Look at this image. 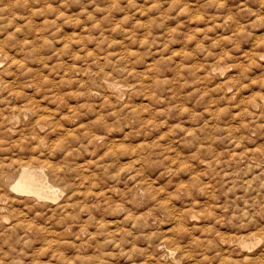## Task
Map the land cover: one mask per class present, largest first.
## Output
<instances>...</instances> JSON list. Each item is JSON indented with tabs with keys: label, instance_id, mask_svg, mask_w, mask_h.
<instances>
[{
	"label": "rangeland",
	"instance_id": "obj_1",
	"mask_svg": "<svg viewBox=\"0 0 264 264\" xmlns=\"http://www.w3.org/2000/svg\"><path fill=\"white\" fill-rule=\"evenodd\" d=\"M0 44V264H264V0H0Z\"/></svg>",
	"mask_w": 264,
	"mask_h": 264
},
{
	"label": "bare ground",
	"instance_id": "obj_2",
	"mask_svg": "<svg viewBox=\"0 0 264 264\" xmlns=\"http://www.w3.org/2000/svg\"><path fill=\"white\" fill-rule=\"evenodd\" d=\"M11 45V44H10ZM14 45H17V44H14ZM20 45V44H19ZM0 46H1V44H0ZM16 48V47H15ZM20 48V47H19ZM19 48H18V50H19ZM16 50V49H15ZM17 52V51H16ZM17 54H18V52H17ZM20 54V53H19ZM18 54V55H19ZM10 55V54H9ZM8 55V56H9ZM16 55V54H15ZM8 56H6V57H8ZM12 56V55H11ZM15 57V56H14ZM105 57V56H104ZM104 57L102 56V58L104 59ZM99 58V57H98ZM8 59H11V58H8ZM95 59V58H94ZM15 60V59H14ZM19 60V59H18ZM107 60H108V58H107ZM106 60V61H107ZM110 60V59H109ZM15 62V61H14ZM102 62H104V61H102ZM12 63H13V61H12ZM106 63V62H105ZM7 64H10L9 62L7 63ZM6 64V65H7ZM17 64V63H16ZM16 64H14V66L16 65ZM99 64V63H98ZM98 64L96 65V67L98 66ZM101 64V63H100ZM13 65V64H12ZM20 65V64H19ZM9 65H7V67H8ZM100 68H101V65H100ZM99 68V69H100ZM103 68V67H102ZM2 69V68H1ZM96 70H98V68L96 69ZM103 70H105V68L103 69ZM103 70H101V71H103ZM2 71H3V69H2ZM10 71H12L11 69H10ZM10 71H8V76H9V72ZM15 71V70H14ZM17 71H18V66H17ZM6 72V71H5ZM19 72V71H18ZM97 72V71H96ZM106 72V71H105ZM2 73H4V72H2ZM113 73V72H112ZM10 74H12V72L10 73ZM18 74V73H17ZM2 75V74H1ZM14 75H16V73L14 74ZM17 76V75H16ZM115 76V75H114ZM12 77H13V75H12ZM5 78V77H4ZM4 78H2V79H4ZM7 78V77H6ZM10 78H11V75H10ZM9 78V79H10ZM5 81H6V79H4ZM12 80V79H11ZM20 80V79H19ZM108 80H109V78H108ZM5 81H3V82H5ZM9 81V80H8ZM29 81H31V80H29ZM104 82V81H103ZM113 82V81H112ZM0 83H2L1 82V80H0ZM12 83V82H11ZM34 83H36V82H34ZM33 83V84H34ZM13 84V83H12ZM24 84V83H23ZM25 84H26V82H25ZM31 84H32V82H31ZM32 84V85H33ZM0 85H3V83L2 84H0ZM18 85V84H17ZM29 85V84H28ZM16 86V85H15ZM101 86H102V83H101ZM7 87V86H6ZM14 87V86H13ZM105 87V86H104ZM9 88H11V87H9ZM2 89H3V87H2ZM12 89V88H11ZM10 89V91L9 92H11L12 90ZM17 89V88H16ZM36 89V88H35ZM106 89V88H105ZM7 90V89H6ZM9 90V89H8ZM24 90H26V89H24ZM37 90V89H36ZM5 91V90H4ZM14 92V91H13ZM13 92H12V94H13ZM33 92H35V91H33ZM37 92V91H36ZM52 91H50V93H51ZM109 92V91H108ZM23 93H24V96H23V98L27 95L26 94V91L24 92L23 91ZM16 94V93H15ZM26 94V95H25ZM33 94V93H32ZM41 94V93H40ZM112 95H113V93H111ZM14 95V94H13ZM29 95V94H28ZM34 95H36V94H34ZM55 95V94H54ZM107 95V94H106ZM3 96V95H2ZM5 96V95H4ZM31 96V95H30ZM37 96V95H36ZM109 96V95H108ZM116 96V95H115ZM20 97V96H19ZM34 97V96H33ZM5 98V97H4ZM27 98H31V97H27ZM37 98H39V97H37ZM24 99H26V98H24ZM5 100V99H4ZM13 100V99H12ZM27 101H29L28 99H26ZM32 100H33V98H32ZM63 100V99H62ZM5 101H8L7 99L5 100ZM10 101V100H9ZM15 101V100H14ZM13 101V102H14ZM25 101V100H24ZM12 102V103H13ZM32 102V101H31ZM6 103V102H5ZM11 103V104H12ZM20 103V102H19ZM23 103V102H22ZM28 102H26V104H27ZM14 105H15V103H13ZM35 104V103H34ZM65 104H67V102L65 103ZM256 104V103H255ZM20 105V104H19ZM38 105V104H37ZM68 105H69V103H68ZM68 105H67V108H68ZM76 105V104H75ZM252 105V104H251ZM10 106V105H9ZM13 106V105H12ZM16 106V105H15ZM41 106V105H40ZM66 106V105H65ZM76 106H78V105H76ZM3 107H5V106H3ZM17 107V106H16ZM21 107V106H20ZM25 107H27V106H25ZM31 107V106H30ZM29 107V108H30ZM46 108H48L47 106H45ZM80 107V106H79ZM85 107V106H84ZM102 107V106H101ZM1 108V107H0ZM10 108H11V106H10ZM15 108V107H14ZM22 108H24V107H22ZM31 108H33V107H31ZM52 108V107H51ZM19 110H20V108H18ZM28 109V108H27ZM27 109H25L24 108V110H27ZM49 109V108H48ZM60 109V108H59ZM62 109V108H61ZM78 109V108H77ZM3 111H4V109H2ZM9 110V109H8ZM30 110V109H29ZM33 110H34V108H33ZM86 110H88V109H86ZM115 110V109H114ZM10 111H12L13 112V110H11L10 109ZM36 111V110H35ZM37 111H39V109L37 108ZM43 111V110H42ZM51 111V110H50ZM62 111V110H61ZM61 111H59V112H61ZM69 111V110H68ZM73 111V110H72ZM72 111H71V113H72ZM75 111V110H74ZM77 111V110H76ZM80 110H78V112H79ZM82 111H84V109H82ZM5 112V111H4ZM3 112V113H4ZM44 112V111H43ZM42 112V113H43ZM55 112V111H54ZM56 112H57V110H56ZM70 112V111H69ZM77 112V113H78ZM6 113V112H5ZM4 113V114H5ZM8 113V112H7ZM6 113V114H7ZM18 113V112H17ZM16 113V114H17ZM35 113V112H34ZM37 113V112H36ZM48 112H46V114H47ZM58 113V112H57ZM68 113V112H67ZM76 113V114H77ZM82 113V112H81ZM3 114V115H4ZM5 114V115H6ZM11 114V113H10ZM9 114V115H10ZM38 114V113H37ZM44 114V113H43ZM54 114V113H53ZM52 114V115H53ZM59 114H61V113H59ZM58 114V115H59ZM70 113H68L67 115H69ZM96 114H99V113H96ZM8 115V114H7ZM32 115H33V113H32ZM36 115V114H35ZM41 115V114H40ZM49 115V114H48ZM51 115V116H52ZM45 116V115H44ZM70 116V115H69ZM101 116V115H100ZM2 116H0V118H1ZM36 117H38V116H36ZM57 118H58V116H56ZM71 117V116H70ZM78 117V116H77ZM76 116H75V118H77ZM102 117H104V116H102ZM102 117L100 118V119H102ZM106 117V116H105ZM6 118H8V117H6ZM39 118V117H38ZM43 118V117H42ZM66 118H67V116H66ZM79 118H80V116H79ZM83 118V117H82ZM44 119V118H43ZM51 119V118H50ZM54 119V118H53ZM99 119V118H98ZM97 119V120H98ZM105 119H107V118H105ZM114 119V118H113ZM4 120V119H3ZM6 120H8V119H6ZM60 120H62V118H60ZM96 120V119H95ZM103 120H104V118H103ZM103 120H101V121H103ZM108 120V119H107ZM107 120L105 121V122H107ZM110 120V119H109ZM0 121H2L1 119H0ZM38 121H40V123H41V120H38ZM38 121H36L37 122V124H39V125H41L40 123H38ZM44 121V120H43ZM49 122H50V120H48ZM53 121V120H52ZM58 121V120H57ZM56 121V122H57ZM62 121H65V120H62ZM69 122H72V120L70 121V120H68ZM80 121H81V119H80ZM92 121H94V120H92ZM91 121V122H92ZM4 122V121H3ZM91 122H88V123H90V124H88V126L89 125H91ZM97 122V121H96ZM35 123V122H34ZM53 123V122H52ZM92 123H94V122H92ZM97 123H100V121L98 120V122ZM104 123V122H103ZM5 124V123H4ZM8 124V123H7ZM36 124V123H35ZM36 124V125H37ZM50 124V123H49ZM69 124H71V123H69ZM68 124V125H69ZM10 125V124H9ZM8 125V126H9ZM34 125V124H33ZM36 125H35V127H36ZM42 125H44V124H42ZM45 125H46V123H45ZM62 125V124H61ZM103 125V124H102ZM101 125V126H102ZM7 126V127H8ZM50 126H51V124H50ZM50 126H49V128H50ZM54 126V125H53ZM53 126H51V127H53ZM71 126V125H70ZM86 126V125H85ZM88 126H86V127H88ZM101 126H100V128H101ZM104 126H106L107 127V129H108V127H109V125L107 126V125H104ZM6 127V126H5ZM5 127H3V128H5ZM10 127V126H9ZM45 127V126H44ZM83 127V126H82ZM86 127H84V128H86ZM92 127V126H91ZM91 127H90V129H91ZM0 128H2V127H0ZM2 128V129H3ZM34 128V127H33ZM99 128V127H98ZM104 128V127H103ZM8 129V128H7ZM20 129V128H19ZM18 129V130H19ZM95 129V128H94ZM97 129V128H96ZM102 129V128H101ZM6 130V128L4 129V131ZM11 130H12V128H11ZM17 130V132H19ZM32 130H34V129H32ZM50 130V129H49ZM54 130V129H53ZM58 130H59V127H58ZM97 130H99V129H97ZM103 130H106V129H103ZM36 131V130H35ZM55 131V130H54ZM67 131H68V129H67ZM86 131H88V130H86ZM92 131V130H91ZM90 131V132H91ZM3 132V131H2ZM21 132V131H20ZM52 133H53V131H51ZM93 132V131H92ZM5 133H7V135H8V132L7 131H5ZM38 134L37 132H34V134ZM44 133H46V132H44ZM55 133V132H54ZM53 133V134H54ZM89 133V132H88ZM39 134H41V133H39ZM46 134H49L48 132L46 133ZM58 134H60L59 132H58ZM70 134V133H69ZM85 134H87L86 132H85ZM3 135V137H4V134H2ZM7 135L5 136V137H7ZM20 135V134H19ZM43 135H45V134H43ZM55 135V134H54ZM53 135V136H54ZM73 135V134H72ZM91 134L89 133V136H90ZM16 136H18V135H16ZM23 136V135H22ZM30 136V135H29ZM38 136V135H37ZM40 136H42V135H40ZM46 136V135H45ZM69 136V135H68ZM2 137V138H3ZM49 137V136H48ZM50 137H51V135H50ZM71 137V136H70ZM14 138H16V137H14ZM24 138V137H23ZM40 138H42V137H40ZM46 138V137H45ZM25 139H27V138H25ZM29 139H30V137H29ZM28 139V140H29ZM44 139V138H43ZM6 140V139H5ZM15 140V139H14ZM41 140V139H40ZM26 141V140H25ZM31 141V140H30ZM37 141H39V140H37ZM49 141H51V140H49ZM54 141V140H53ZM2 143H3V140H2ZM5 143V142H4ZM7 143H9V141L7 142ZM10 143H12V142H10ZM27 143L29 144L30 142H28L27 141ZM13 144H17V143H13ZM30 144H32V142L30 143ZM29 144V145H30ZM3 145V144H2ZM9 145V144H8ZM11 145V144H10ZM33 145V144H32ZM35 145V144H34ZM52 145V144H51ZM13 145H11V146H8V147H12ZM22 146V145H21ZM28 146V145H27ZM31 146V145H30ZM6 146H4V148H5ZM17 147V146H16ZM50 147V146H49ZM3 148V147H2ZM48 148V147H47ZM9 149V148H8ZM13 149V148H12ZM50 149V148H49ZM7 150V149H6ZM10 150V149H9ZM15 151V150H14ZM14 151H12V152H14ZM41 152V151H40ZM9 153V155H10V152H8ZM0 154H2V153H0ZM4 154V153H3ZM2 154V155H3ZM5 155V154H4ZM8 155V154H7ZM16 155V154H15ZM14 155V156H15ZM20 155V154H19ZM1 156V155H0ZM17 156H18V153H17ZM42 156V155H41ZM9 157V156H8ZM20 158V157H19ZM173 158V157H172ZM172 158H171V160H172ZM3 159L5 160V158L3 157ZM9 159H11V158H9ZM255 159V158H254ZM238 160V159H237ZM259 160H261V158H259ZM6 161V160H5ZM9 161V160H8ZM7 161V162H8ZM14 161V160H13ZM17 161V160H16ZM25 161V160H24ZM133 161V160H132ZM7 162H5V163H7ZM10 162V161H9ZM46 162V160L44 161V163ZM47 162H48V160H47ZM20 163V162H19ZM49 163V162H48ZM130 163V162H129ZM251 163V162H250ZM18 164V163H17ZM40 164V163H39ZM38 164V166H40ZM47 164V163H46ZM133 164V163H132ZM253 164V163H252ZM251 164V166H253ZM20 165V164H19ZM23 165H25V164H23L22 163V167H21V170H20V173H19V175L17 176V178L16 179H14L10 184H9V188H10V190H12V191H16V192H18V193H20V194H30V195H33V196H35V197H37V198H50V199H56V196H57V193L60 191L57 187H54L53 185H51L50 183H49V181L47 180V178L45 177V175H43V173H42V170H37V169H32V167H27V166H23ZM256 165V164H255ZM260 165V164H259ZM29 166V165H28ZM31 166V165H30ZM33 166V165H32ZM41 166H45L44 164L43 165H41ZM40 166V167H41ZM56 166V165H55ZM257 166V165H256ZM37 166H34L33 168H36ZM47 166H45V168H46ZM54 167V166H53ZM17 168V167H16ZM19 168V167H18ZM44 168V167H43ZM50 168V167H49ZM4 169V168H3ZM2 169V170H3ZM47 169V168H46ZM50 169H52V167L50 168ZM50 169H48V170H50ZM57 169V168H56ZM55 169V170H56ZM60 169V168H59ZM5 170V169H4ZM16 170V169H15ZM52 170H54V169H52ZM52 170H51V172H52ZM7 172V171H6ZM51 172L49 171V173L51 174ZM55 172V171H54ZM53 172V173H54ZM59 172V171H58ZM57 172V173H58ZM3 173V172H2ZM1 173V175H4V173L2 174ZM56 173V172H55ZM56 173V174H57ZM10 174H12V173H10ZM60 174V173H59ZM59 174L58 175H56V176H59ZM0 175V176H1ZM54 174H52L51 176H53ZM9 176V175H8ZM10 176H12V175H10ZM54 177H55V175H54ZM8 181H9V179H8ZM3 183V182H2ZM1 184V183H0ZM4 184V183H3ZM8 185V184H7ZM7 185H6V187H7ZM3 185H1V187H2ZM1 189V188H0ZM4 189H5V185H4ZM7 189V188H6ZM5 189V190H6ZM1 191V190H0ZM4 191V190H3ZM2 192V191H1ZM6 194H7V192H5ZM10 193V192H9ZM5 194V195H6ZM11 194H13V193H11ZM4 196V195H3ZM2 195H1V197H3ZM7 197H8V195L5 197L6 199H7ZM10 197H11V195H10ZM13 197H15V194H14V196ZM12 197V201H13V199H15V198H13ZM4 198V197H3ZM31 198V197H30ZM9 199V198H8ZM19 199V198H18ZM21 199V198H20ZM11 200V199H10ZM9 200V201H10ZM17 200V199H16ZM21 200H23V199H21ZM26 200V199H25ZM24 201V200H23ZM36 201V200H35ZM34 201V202H35ZM65 201V200H64ZM67 201H69L68 199H67ZM71 201V200H70ZM74 201V200H73ZM37 202V201H36ZM72 202V201H71ZM70 202V203H71ZM98 202V201H97ZM9 203H12V202H9ZM72 203H74V202H72ZM95 203V202H94ZM24 204V203H23ZM28 204V203H27ZM34 204V203H33ZM31 205V204H30ZM58 205V204H57ZM57 205H55V206H57ZM62 205V204H61ZM63 205H65L64 203H63ZM67 205V204H66ZM85 205V204H84ZM10 206V204L8 205V207ZM12 206V205H11ZM10 206V207H11ZM29 206V205H28ZM32 206V205H31ZM34 206V205H33ZM43 206V205H42ZM54 206V207H55ZM68 206V205H67ZM67 206H66V208H67ZM71 206H73L72 208H74V204H72ZM92 206V205H91ZM3 208L4 206H1L0 205V208ZM35 207H37V206H35ZM70 207V206H69ZM92 208V207H91ZM23 209V208H22ZM26 209V208H25ZM31 209V208H30ZM37 209H38V207H37ZM62 209H64L63 207H62ZM12 210V209H11ZM19 210V209H18ZM34 210H36V209H34ZM34 210H33V212H34ZM61 210V209H60ZM13 211V210H12ZM11 211V212H12ZM22 211V210H21ZM31 211H32V209H31ZM37 211V210H36ZM35 211V212H36ZM68 211V210H67ZM91 211H92V209H91ZM17 212V211H16ZM27 212V211H26ZM59 212V211H58ZM64 212V211H63ZM69 212V211H68ZM14 213V212H13ZM23 213H24V211H23ZM37 213V212H36ZM60 213V212H59ZM64 214H66V212L64 213ZM14 215V214H13ZM63 215V214H62ZM68 215H70V214H68ZM2 216V215H1ZM20 216V215H19ZM19 216L17 217V218H19ZM24 216V215H23ZM23 216H21V217H23ZM63 216H65V215H63ZM25 218V217H24ZM177 220H178V218H176ZM15 220H16V222H17V219H16V217H15ZM25 221H26V219H24ZM20 220H18V222H19ZM24 221V222H25ZM28 221V220H27ZM16 222L14 221V224L15 225H18V224H16ZM17 222V223H18ZM21 222V221H20ZM13 224V223H12ZM20 224V223H19ZM22 224V223H21ZM117 224V223H116ZM10 226V225H9ZM14 226V225H13ZM30 226V225H29ZM6 227H8V226H6ZM25 227H27V226H25ZM12 228V227H11ZM28 228V227H27ZM26 228V229H27ZM15 229V228H14ZM112 231V230H111ZM92 236H93V233H92ZM92 236H90L91 238H93ZM95 237V236H94ZM239 239V238H238ZM96 240H97V238H96ZM233 240V239H232ZM231 240V241H232ZM231 241H230V243H231ZM93 245V244H92ZM93 248V247H92ZM168 252H169V250H168ZM170 253V252H169ZM245 254H247V253H245ZM258 257V256H257ZM260 257H262V256H260ZM264 257V256H263ZM256 258V257H255ZM260 259V258H259ZM256 260V259H255ZM252 261V260H251ZM256 261H259V260H256Z\"/></svg>",
	"mask_w": 264,
	"mask_h": 264
}]
</instances>
